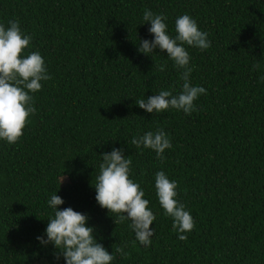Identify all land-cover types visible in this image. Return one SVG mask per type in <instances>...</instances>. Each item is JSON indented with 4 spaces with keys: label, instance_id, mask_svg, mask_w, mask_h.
<instances>
[{
    "label": "trees",
    "instance_id": "1",
    "mask_svg": "<svg viewBox=\"0 0 264 264\" xmlns=\"http://www.w3.org/2000/svg\"><path fill=\"white\" fill-rule=\"evenodd\" d=\"M146 9L166 16L172 37L184 14L208 34L206 50L185 45L190 82L207 90L191 115L135 103L183 85L166 51L138 52L154 39ZM10 20L32 37L21 55L39 52L51 79L32 94L18 142L0 139V264H65L36 239H46L55 193L60 209L88 215L111 264H264V0H0V24ZM160 129L172 143L163 160L129 143ZM113 148L131 159L129 178L156 216L149 247L96 202L101 153ZM158 171L178 182L175 199L193 217L186 240L159 203Z\"/></svg>",
    "mask_w": 264,
    "mask_h": 264
},
{
    "label": "clouds",
    "instance_id": "2",
    "mask_svg": "<svg viewBox=\"0 0 264 264\" xmlns=\"http://www.w3.org/2000/svg\"><path fill=\"white\" fill-rule=\"evenodd\" d=\"M166 16L154 14L146 9L143 21L150 22L148 29L154 39L140 40L138 52L151 55L156 49L165 52L174 62L177 69H182V91L173 95L172 91L161 90L158 94L135 100V103L148 113H159L169 108L182 110L191 115L197 111L195 101L206 89L193 86L190 82L191 56L185 47L191 46L201 51L208 49L211 42L208 34L201 31L194 18L188 14L179 16L175 21L176 35L167 33ZM9 27L0 24V139L8 144H15L23 135V129L30 114L36 112L34 96L42 88L41 81L51 79L45 66V61L39 52H30L27 56L21 53L28 48L32 37L24 34L18 20H10ZM160 65V70H164ZM137 148H150L155 151L158 159H164L166 149L172 147L171 140L163 129L155 132L147 131L143 135L134 136L129 142ZM102 163L96 183V202L100 207L113 214L117 220H129L130 229L135 233V239L144 247H149L155 229L150 227L156 216L149 209V201L144 199V191L138 183L129 178L131 159L126 158L122 148H113L103 152ZM64 179V177H63ZM62 179V181H63ZM61 181V182H62ZM178 182L170 180L164 171L155 174V188L165 215L173 219L172 228L180 240H186L184 233L191 232L194 220L183 203L175 197ZM54 215L48 218L44 235L37 236L42 246L52 244L58 250L57 259L63 256L65 264H111L115 255L99 243L95 236V227L88 225L89 217L85 213L75 211L71 207L60 209L64 203L56 193L47 201ZM113 248V246H112ZM114 252L127 258L129 255L124 247H115Z\"/></svg>",
    "mask_w": 264,
    "mask_h": 264
}]
</instances>
